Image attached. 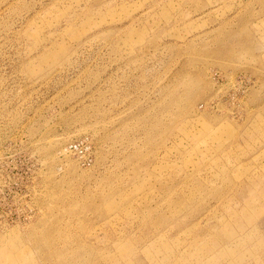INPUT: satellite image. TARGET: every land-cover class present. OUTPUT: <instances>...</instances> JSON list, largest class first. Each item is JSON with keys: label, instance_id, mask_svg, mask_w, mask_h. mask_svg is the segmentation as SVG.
<instances>
[{"label": "rangeland", "instance_id": "1", "mask_svg": "<svg viewBox=\"0 0 264 264\" xmlns=\"http://www.w3.org/2000/svg\"><path fill=\"white\" fill-rule=\"evenodd\" d=\"M0 264H264V0H0Z\"/></svg>", "mask_w": 264, "mask_h": 264}, {"label": "built area", "instance_id": "2", "mask_svg": "<svg viewBox=\"0 0 264 264\" xmlns=\"http://www.w3.org/2000/svg\"><path fill=\"white\" fill-rule=\"evenodd\" d=\"M89 144L88 139H81L80 141L76 142V144H71L67 150L74 153H82Z\"/></svg>", "mask_w": 264, "mask_h": 264}]
</instances>
